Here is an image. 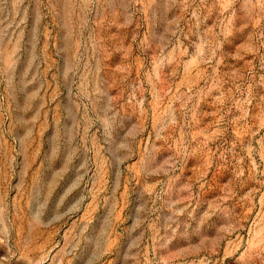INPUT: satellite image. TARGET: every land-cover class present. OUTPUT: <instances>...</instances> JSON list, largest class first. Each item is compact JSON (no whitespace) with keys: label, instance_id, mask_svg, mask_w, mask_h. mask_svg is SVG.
<instances>
[{"label":"rangeland","instance_id":"1","mask_svg":"<svg viewBox=\"0 0 264 264\" xmlns=\"http://www.w3.org/2000/svg\"><path fill=\"white\" fill-rule=\"evenodd\" d=\"M0 264H264V0H0Z\"/></svg>","mask_w":264,"mask_h":264}]
</instances>
